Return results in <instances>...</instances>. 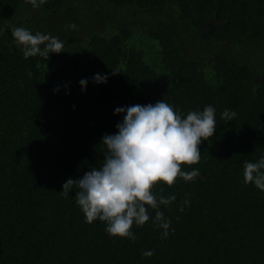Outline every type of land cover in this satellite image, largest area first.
<instances>
[{
	"label": "trees",
	"instance_id": "1",
	"mask_svg": "<svg viewBox=\"0 0 264 264\" xmlns=\"http://www.w3.org/2000/svg\"><path fill=\"white\" fill-rule=\"evenodd\" d=\"M71 1L37 0V7L32 0H0V12L33 8L21 14L30 16L24 23L45 33L42 18L72 16ZM109 2L144 11L177 5L173 32L150 31L159 42L158 63L138 44H127L126 29L71 48L78 38L55 21L52 34L65 46L47 60L25 59L12 32L0 29V264H264V191L243 177L244 161L264 156V71L215 54L214 71L207 72L175 35L181 29L188 41L246 38L262 45L264 0ZM97 73H107V83H94ZM163 98L184 115L216 108L217 129L200 145L199 163L182 166L200 175L157 186L177 196L161 205L171 220L166 238L151 219L133 227L135 241L111 236L105 222L86 221L75 189L61 194L63 184L103 163L102 137L122 119L115 108ZM225 109L237 113L232 121L221 117ZM150 249L153 256H142Z\"/></svg>",
	"mask_w": 264,
	"mask_h": 264
},
{
	"label": "clouds",
	"instance_id": "2",
	"mask_svg": "<svg viewBox=\"0 0 264 264\" xmlns=\"http://www.w3.org/2000/svg\"><path fill=\"white\" fill-rule=\"evenodd\" d=\"M33 6H39L32 0ZM75 28V24L69 25ZM12 36L24 58L39 56L49 59L60 53L64 41L50 33L35 32L15 27ZM107 73H97L94 83H107ZM86 91L88 79H81ZM59 91V88L56 89ZM122 116L115 133H106L100 145L105 147L103 163L92 167L82 177L68 178L61 194L65 197L75 189V200L87 222L106 223V232L135 241L138 235L133 227L143 226L150 219L163 229L161 238L170 234L171 220L161 210L177 200L172 193L158 192L161 183L172 186L177 179L192 181L200 175L198 168L185 170L183 165L198 164L200 145L214 137L217 129L216 108L206 105L203 110L182 114L164 98L155 103L120 106L114 110ZM237 113L225 109L223 119L232 121ZM244 183H252L264 191V156L245 160ZM184 204H190L185 199ZM153 211L155 215L153 216ZM184 211V207H180ZM155 249L144 250L142 256L151 257Z\"/></svg>",
	"mask_w": 264,
	"mask_h": 264
},
{
	"label": "rangeland",
	"instance_id": "3",
	"mask_svg": "<svg viewBox=\"0 0 264 264\" xmlns=\"http://www.w3.org/2000/svg\"><path fill=\"white\" fill-rule=\"evenodd\" d=\"M72 1L74 3L72 16L51 13L50 16L42 18L46 34H52L60 26L64 31L68 30L72 37L78 38L71 47L76 48L87 45L94 35H113L122 29H126L129 31L127 44H138L144 48L148 52V59L152 64L158 63L157 54L160 46L158 40L150 37V31L164 28L173 32V27L179 21L176 4H168L155 10L144 11L135 5L114 6L109 0ZM85 1L89 3V6L85 5ZM32 9L23 6L21 10L7 15L0 12V29L11 31L15 27L29 28L24 21L30 16H22L21 14ZM72 24H75V28L69 27ZM3 35L4 33L0 31V38ZM175 35L179 42L181 41L180 44L183 41L186 54L190 55L189 57L199 59L207 72L214 71L215 54H221V57L229 59H241V61L252 66L257 74L264 71V44L254 45L255 43L246 38H233L226 43L212 42L204 38L188 41L190 36L181 34V29L177 30ZM181 36L185 39L181 40Z\"/></svg>",
	"mask_w": 264,
	"mask_h": 264
}]
</instances>
